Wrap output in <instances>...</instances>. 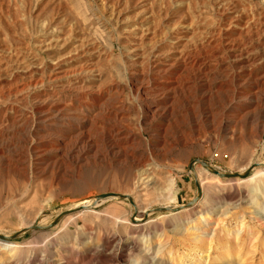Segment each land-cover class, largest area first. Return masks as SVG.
Instances as JSON below:
<instances>
[{
  "label": "rangeland",
  "instance_id": "374dc122",
  "mask_svg": "<svg viewBox=\"0 0 264 264\" xmlns=\"http://www.w3.org/2000/svg\"><path fill=\"white\" fill-rule=\"evenodd\" d=\"M263 138L264 0H0V264H264Z\"/></svg>",
  "mask_w": 264,
  "mask_h": 264
},
{
  "label": "bare ground",
  "instance_id": "6f19581e",
  "mask_svg": "<svg viewBox=\"0 0 264 264\" xmlns=\"http://www.w3.org/2000/svg\"><path fill=\"white\" fill-rule=\"evenodd\" d=\"M264 139V138H263ZM261 168H264V164H254V165H251V166H249L247 169H246V171L247 170H251L250 172H252V171H254V170H257V169H261ZM204 170H206L208 173H212L213 174V170L210 168V167H207V168H204ZM238 174V173H237ZM213 176H215V177H218L219 178V176H216V175H214L213 174ZM241 179H243V178H233V179H231V180H241ZM144 180H146V178H144ZM149 180V179H148ZM199 189H200V194H202V189H201V187H200V185H199ZM128 196V195H127ZM129 198L128 199H130V201H131V205H132V207L134 208V210L135 211H137V208H136V205H135V203H134V200L132 199V197L129 195L128 196ZM102 202H104V200H101V201H99V202H97V203H93V202H89V203H87V202H85L83 205H81L80 206V208H77V209H73V211L75 212L74 214H78V213H80V214H83L84 212H86V211H88V210H90L91 208H94V207H96L99 203H102ZM86 205H88V206H86ZM83 206V207H82ZM192 207H194V206H192ZM132 208V209H133ZM151 212V211H150ZM132 214V211L130 212V215ZM136 214V213H135ZM142 217H144V216H146V215H148V211L147 210H144V211H142ZM149 215H150V213H149ZM141 219L140 218H138V217H136V219H135V222H139ZM1 235V234H0ZM1 242V241H0ZM10 251L12 250L11 248L9 249Z\"/></svg>",
  "mask_w": 264,
  "mask_h": 264
},
{
  "label": "water",
  "instance_id": "95a60500",
  "mask_svg": "<svg viewBox=\"0 0 264 264\" xmlns=\"http://www.w3.org/2000/svg\"><path fill=\"white\" fill-rule=\"evenodd\" d=\"M199 163H200L204 168H207V165H206L205 163H203V162H199ZM250 171H251V170H247L245 174H220L219 172L213 170V174L216 175V176H219L220 178H226V179H233V178H234V179H235V178H244L245 175H247L248 173H250ZM199 193H200V189H199ZM117 197H119V198H121V199H125V198H126V196L117 195V194H112V193H110V194H102V195H99V196H97V197L95 198V202H94V203H97V202H99V201H101V200H105V199H108V198H117ZM68 213H69V212L65 213L64 215H66V214H68ZM64 215H63V216H64ZM18 235H19V234H16V235L10 237V239H14V238H16ZM2 239H3V240H7V239H9V238L0 235V240H2Z\"/></svg>",
  "mask_w": 264,
  "mask_h": 264
}]
</instances>
